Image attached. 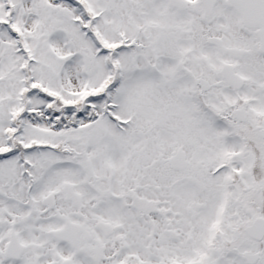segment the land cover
Listing matches in <instances>:
<instances>
[{"label":"snow or ice","instance_id":"obj_1","mask_svg":"<svg viewBox=\"0 0 264 264\" xmlns=\"http://www.w3.org/2000/svg\"><path fill=\"white\" fill-rule=\"evenodd\" d=\"M0 264H264V0H0Z\"/></svg>","mask_w":264,"mask_h":264}]
</instances>
